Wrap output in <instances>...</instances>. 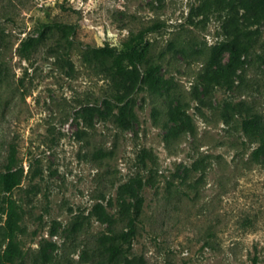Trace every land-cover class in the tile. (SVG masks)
Here are the masks:
<instances>
[{
  "label": "rangeland",
  "instance_id": "obj_1",
  "mask_svg": "<svg viewBox=\"0 0 264 264\" xmlns=\"http://www.w3.org/2000/svg\"><path fill=\"white\" fill-rule=\"evenodd\" d=\"M205 5V6H204ZM235 0H0V169L14 151L18 264H264V21L242 64L229 51ZM75 23L72 46L42 23ZM144 35L142 85L125 113L103 116L113 89L87 45ZM34 41L26 55L19 46ZM142 197L131 247L108 260L105 235ZM5 215L0 218L4 235Z\"/></svg>",
  "mask_w": 264,
  "mask_h": 264
},
{
  "label": "trees",
  "instance_id": "obj_2",
  "mask_svg": "<svg viewBox=\"0 0 264 264\" xmlns=\"http://www.w3.org/2000/svg\"><path fill=\"white\" fill-rule=\"evenodd\" d=\"M235 1L237 9L242 10L243 13L240 17L235 18L229 37L214 45L211 54L212 58H216L221 52L229 51L228 67L233 72L242 64L243 55L252 47L253 40L258 34V26L264 21V0ZM160 26V23H154L139 31L130 37L123 48H117L108 43L87 45L90 55L104 64L113 81L112 91L102 98L104 109H99V112L107 117L114 115V110L117 108L116 120L123 128L131 126L124 109L130 103L132 94L144 84L153 87L157 83L153 76L156 67L150 64L142 68L141 64L145 60L147 52L144 35L159 29ZM76 27L75 23L64 21L45 22L36 28L37 39H44L50 34L57 33L59 42L70 47L74 42L73 35L76 32ZM33 44L34 41L27 37L19 46L20 53L26 55ZM260 125L257 115L242 121V128L249 134H257L264 141V129L260 131ZM14 164V151H10L4 168L0 169V218L3 214L5 215L4 235L0 234V264H18L17 259L20 253L16 240L21 218L20 205L6 194L19 182L17 174L13 171ZM142 202V197L138 196L136 202L132 203V208H124L125 227L118 232L104 236L108 242L106 247L108 260L113 261L130 249L136 234L135 223L139 220ZM124 264H133V262L126 259Z\"/></svg>",
  "mask_w": 264,
  "mask_h": 264
}]
</instances>
